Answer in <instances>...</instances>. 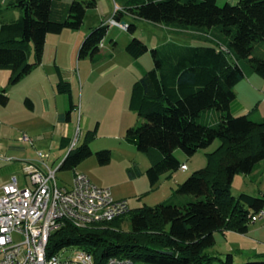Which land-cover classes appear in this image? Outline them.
Here are the masks:
<instances>
[{
	"label": "trees",
	"instance_id": "trees-1",
	"mask_svg": "<svg viewBox=\"0 0 264 264\" xmlns=\"http://www.w3.org/2000/svg\"><path fill=\"white\" fill-rule=\"evenodd\" d=\"M61 2L10 0V7L21 11L18 19L0 20V70L13 72L10 83H19L42 64L49 34L79 30L88 10L98 5L96 0H75L65 19L57 20ZM128 14L176 31L195 32L207 43H167L151 49L132 37L126 48L136 59L151 52L154 61L153 69L134 83L130 96V109L143 121L130 127L125 136L142 153L160 152L147 170L151 188L184 165L175 155L177 149L193 157L217 139L221 145L207 154L206 167L179 185L174 194L182 197L178 203L144 204L87 228L67 221L50 236L48 256L79 246L92 256L94 264H104L113 257L134 264H264L263 260L237 263L231 253L221 258L207 252L215 245L217 234H248L252 217L264 210V197L247 193L236 197L231 192L238 174L250 175L264 161V118L257 121L251 114L231 113L236 86L253 74L264 78V0H240L224 6L217 0H126L114 19L122 22L121 17ZM109 30L107 22L95 27L84 40L79 58L91 55L95 59ZM128 31L134 35L137 25L128 24ZM32 48L36 55L33 64L28 62ZM56 70L58 91L69 94L72 105L60 120L70 122L75 108L72 86L59 66ZM9 101L8 91L2 89L0 104L7 106ZM26 104L34 109L30 99ZM211 111L218 114L217 121L210 120ZM60 145L71 148L72 139L65 136ZM92 155L89 142L84 141L70 149L58 171L74 170ZM97 156L102 165L112 160L108 150ZM125 221L129 230L121 228Z\"/></svg>",
	"mask_w": 264,
	"mask_h": 264
},
{
	"label": "rangeland",
	"instance_id": "rangeland-1",
	"mask_svg": "<svg viewBox=\"0 0 264 264\" xmlns=\"http://www.w3.org/2000/svg\"><path fill=\"white\" fill-rule=\"evenodd\" d=\"M227 1L220 0L218 4L224 6ZM239 1L235 0L234 4ZM70 2L71 0H65L66 5ZM98 2L97 8L88 10L79 30L65 29L61 34L47 36L42 64L19 83H10L13 76L11 70H0V91L6 89L10 98L7 106L0 104L1 153L5 158L14 159H0V195L1 188L15 175L19 177L21 187L31 186L29 177L24 174L22 161L36 160L39 152L48 154L46 163L51 168L58 169L71 149H62L60 145L62 138L68 136L70 128L73 130L71 147L88 141L93 155L74 170L59 171L57 177L60 185L70 186L78 173L84 174L95 184L110 188L116 199L128 200L130 209L144 204L156 206L161 203H178L182 197L174 194L179 185L193 173L206 167L207 154L221 145V140L217 139L193 157H188L181 149H177L175 155L187 165L188 170L179 169L172 175L163 176L160 182H164L166 187L151 188L147 170L155 163L156 154L160 156V152L155 151L151 155L142 153L128 143L125 136L130 127L143 121L130 109V96L134 83L145 72L153 69L154 61L151 52L136 59L127 53L126 48L132 37L142 40L151 49L167 43L186 46L207 43L199 40L195 32L176 31L163 24L137 20L128 14L122 22L137 25L134 35L127 29L109 24L110 30L95 59L91 55L79 58L80 48L90 32L106 20H112L123 5V0ZM0 9V20L18 19L21 16L19 9L10 7V0H0ZM66 13L68 14V10L61 6L59 16L55 19L64 20ZM28 62H36L33 48ZM56 66L61 68L64 79L72 86L75 108L71 112L70 122L60 120V116H65L72 105L70 95L58 91L60 78ZM27 99L33 102L34 109L27 106ZM252 116L256 119L253 114ZM24 136L30 137L33 144L22 142L21 138ZM104 150L111 152L112 160L108 165H102L97 156L98 152ZM134 172H137L136 176L132 174ZM231 192L236 197L247 193L263 198L264 161L258 164L252 174H238ZM129 226V222L125 221L121 228L129 230ZM81 251L79 246L65 248L62 257L70 259ZM207 252L221 258L231 253L237 263L264 261V255L258 256L264 254V221L251 222L249 234L229 232L227 237L217 234L215 245Z\"/></svg>",
	"mask_w": 264,
	"mask_h": 264
},
{
	"label": "built area",
	"instance_id": "built-area-1",
	"mask_svg": "<svg viewBox=\"0 0 264 264\" xmlns=\"http://www.w3.org/2000/svg\"><path fill=\"white\" fill-rule=\"evenodd\" d=\"M108 24L128 30V24L114 18ZM21 141L33 144L28 136ZM1 149L0 143V159L14 160L5 158ZM48 158V154L39 152L36 160L22 161L31 186L21 187L15 175L1 188L0 264H94L92 256L84 251L70 259L62 257L64 249L48 256L50 236L67 221L81 228L93 227L130 210L128 200L116 199L110 188L95 184L84 174L78 173L70 186L60 185L59 168H51L46 163ZM180 169L186 171L187 165ZM258 221H264V211L252 217V222ZM104 264L134 263L113 257Z\"/></svg>",
	"mask_w": 264,
	"mask_h": 264
},
{
	"label": "crops",
	"instance_id": "crops-1",
	"mask_svg": "<svg viewBox=\"0 0 264 264\" xmlns=\"http://www.w3.org/2000/svg\"><path fill=\"white\" fill-rule=\"evenodd\" d=\"M74 1L75 0H71V2L66 5L65 0H62L60 7L64 6V8H66L68 10L69 6ZM79 1H87V0H79ZM96 1H97V4H99L98 0H96ZM125 1L123 0V2H122L123 5L119 7L120 10L124 8ZM219 1L220 0H217V2H219ZM227 2L234 3L235 0H228ZM121 18H122V20H124L125 16H123ZM108 20H106V22H108ZM106 22H104V23H106ZM235 92H236V100L231 105V113L234 116L251 114V117L253 118V116H252V114H253L256 118L254 120H257V121L264 118V78L263 77H260V76L255 75V74L250 75L248 78H246L244 81H242L239 85L236 86ZM209 116H211L210 120H212V121L218 120V114L214 111H211L209 113ZM72 132H73V130H72V128H70L68 137L71 138ZM183 164H185V163H183ZM187 170H188V167H187ZM156 187L158 189L159 188L161 189V188L166 187V186H165L164 182H162V183L159 182ZM249 233H250V231H249ZM228 235H229V232L226 233L225 237H227Z\"/></svg>",
	"mask_w": 264,
	"mask_h": 264
},
{
	"label": "bare ground",
	"instance_id": "bare-ground-1",
	"mask_svg": "<svg viewBox=\"0 0 264 264\" xmlns=\"http://www.w3.org/2000/svg\"><path fill=\"white\" fill-rule=\"evenodd\" d=\"M56 254V253H55Z\"/></svg>",
	"mask_w": 264,
	"mask_h": 264
}]
</instances>
